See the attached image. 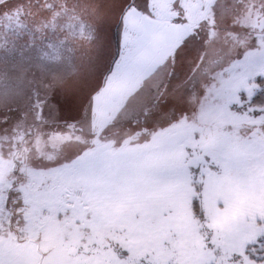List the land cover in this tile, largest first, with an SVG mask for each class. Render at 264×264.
I'll return each mask as SVG.
<instances>
[{"label": "snow or ice", "instance_id": "obj_1", "mask_svg": "<svg viewBox=\"0 0 264 264\" xmlns=\"http://www.w3.org/2000/svg\"><path fill=\"white\" fill-rule=\"evenodd\" d=\"M111 9L94 84L0 115V264H264V0Z\"/></svg>", "mask_w": 264, "mask_h": 264}, {"label": "rangeland", "instance_id": "obj_2", "mask_svg": "<svg viewBox=\"0 0 264 264\" xmlns=\"http://www.w3.org/2000/svg\"><path fill=\"white\" fill-rule=\"evenodd\" d=\"M113 3L115 0H0V115L11 110L15 120H30L37 99L71 94L81 84H94L95 63L87 57L81 62L73 60L56 50L63 43L71 51L73 36L93 38L95 29L102 36L97 23L114 24ZM92 22L96 25L93 30L73 27ZM90 40L84 42L87 48L92 47Z\"/></svg>", "mask_w": 264, "mask_h": 264}, {"label": "crops", "instance_id": "obj_3", "mask_svg": "<svg viewBox=\"0 0 264 264\" xmlns=\"http://www.w3.org/2000/svg\"><path fill=\"white\" fill-rule=\"evenodd\" d=\"M89 22V21H88ZM96 23V22H94ZM106 24L105 22L102 23V25ZM102 25H100V23H97V31L98 29H100L102 27ZM88 27H91L93 29L96 28V25L93 24V22L90 24L88 23V25H82V27H79L78 25L73 26V27H78L80 29H86ZM112 29H115L114 27ZM115 31V30H114ZM90 33V32H88ZM89 35V34H86ZM75 36H73V38H71V51L69 50L68 46L67 48L65 47V45H63V43H61L60 49L56 50V54H65L68 53V55L71 57V59H78L81 62V59H83V57H87L88 61H91L92 63H95L93 68V72L91 75L94 76L95 75V69L97 67V64L99 63V59L102 53V49H103V45H104V39L103 36L96 35V29H95V36L92 37H84V39H80L78 40L77 37L74 38ZM91 39V40H90ZM90 40V44H92L91 48H87V45L85 44L86 41ZM85 42V43H84ZM109 51L111 53L115 52V43L113 42L111 45V48L109 49ZM85 60V59H83ZM105 66H107L108 64H110V57L106 58L105 61ZM78 68V67H77ZM80 70L76 69V72H79ZM89 75V76H91Z\"/></svg>", "mask_w": 264, "mask_h": 264}]
</instances>
